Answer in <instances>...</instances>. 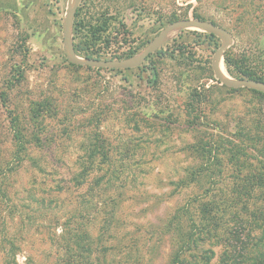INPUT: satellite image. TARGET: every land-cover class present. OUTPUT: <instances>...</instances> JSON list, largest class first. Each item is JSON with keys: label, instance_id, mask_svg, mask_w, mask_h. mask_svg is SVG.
Masks as SVG:
<instances>
[{"label": "rangeland", "instance_id": "374dc122", "mask_svg": "<svg viewBox=\"0 0 264 264\" xmlns=\"http://www.w3.org/2000/svg\"><path fill=\"white\" fill-rule=\"evenodd\" d=\"M67 2L0 0V264L7 263L3 254L10 258L17 250L18 264H52L57 257L52 236L71 215L82 216L87 232L97 237L101 214L97 197L88 192L90 180L79 188H56L78 171L94 136L111 145L109 156L129 164L113 230L103 243L105 264H166L170 246L157 239L159 227L185 198L171 182L200 164L191 147L207 141L223 144V238H230L235 221L243 233L250 229L251 241L264 236L263 224L262 229L251 224L264 191V96L216 80L210 63L219 39L195 29L173 31L136 69L76 67L62 47ZM193 9L231 34L226 52L233 63L264 72V0H84L71 27L73 46L89 39V28L103 20L105 30L88 53L93 59H125L140 53L167 24L195 19ZM221 70L237 79L223 59ZM38 104H49L41 123L50 144L43 153L29 154L40 160L39 167L25 160L21 168L7 111L29 127ZM231 147L239 152L231 154ZM249 175L254 176L249 183L242 182ZM247 188L251 196L240 198ZM131 247L138 250L132 258Z\"/></svg>", "mask_w": 264, "mask_h": 264}, {"label": "trees", "instance_id": "16d2710c", "mask_svg": "<svg viewBox=\"0 0 264 264\" xmlns=\"http://www.w3.org/2000/svg\"><path fill=\"white\" fill-rule=\"evenodd\" d=\"M189 7L191 5L188 4L183 15H186ZM173 16L174 14L171 17ZM193 17L206 21L197 13L196 9H193ZM105 25V21L102 20L98 26L89 28L90 38L81 39L79 44L74 46L75 52L86 58H92V54L88 53L90 45H93L92 43L97 38L100 39V33L105 30ZM75 26H79L76 29L81 30L83 25L79 23ZM204 35L215 39L212 35ZM223 62L227 73L233 78L264 82L263 71H253L251 68L243 67L236 62L233 63L228 52L224 53ZM253 92L264 96L262 93ZM2 95L1 102L4 106L7 97L5 94ZM48 107L49 104L47 106L38 104L37 108L32 110L31 120L34 123L29 127L22 124L17 113L11 110L7 111L8 117L11 118L9 128L13 152L17 165L21 168L25 160H29L33 167H39L40 160H36L34 156L30 157L29 154L35 150L37 151L35 154L43 153L47 150V144H50L47 143L45 136L47 129L41 123L44 113L50 111ZM92 139L93 141L86 148L88 157L78 161V171L72 174L70 183L61 179L64 182L60 181L62 185L59 183L56 188H79L85 184L86 179L90 180L88 185L91 190L88 192L91 197H97V213L101 214L97 237L93 239L87 232L82 216L79 219L72 215L65 218L63 222L57 224L59 234L56 235L54 232L52 236V242L55 243L57 252V257L52 264L106 263V248L103 243L111 236L113 230L112 223L115 218L117 198L121 195L120 181H123L122 175L128 169L129 164H125L123 159H114L109 156L110 154L107 152L111 149L109 143L97 136ZM191 148L202 160L197 166L187 168L177 181L171 182L176 193L185 192V198L181 204L175 206L166 215L159 227L157 239L159 241L167 239L170 246L166 264H264V236L260 238L255 236L251 241L250 229L243 233L244 226L240 221H235L228 232L230 238H223V174L220 169L223 168V144L215 140L198 143ZM233 149L231 147V154L235 153V150L236 153L239 152V149ZM240 151L245 153L246 148H241ZM249 176L242 179V182L249 183L250 178L254 177ZM96 190L98 191L96 192ZM109 191L111 192L109 193ZM112 193L115 194V197L111 196ZM251 193L247 188L244 194L240 193L239 195L240 198L250 197ZM260 199L262 206L258 213L253 214L251 221L252 226L257 229H262V224L264 227V191L260 192ZM233 201L237 204L239 200L235 196ZM108 208L110 209L107 210ZM234 217L237 219V216ZM226 241L227 243H225ZM17 251L12 252L10 258L3 254V263L18 264L15 261ZM134 252L138 253V250L131 247L127 254L132 258ZM137 258L139 261V257ZM8 260L10 261L8 262ZM139 262L141 263V261ZM135 263L137 261L130 264Z\"/></svg>", "mask_w": 264, "mask_h": 264}, {"label": "water", "instance_id": "95a60500", "mask_svg": "<svg viewBox=\"0 0 264 264\" xmlns=\"http://www.w3.org/2000/svg\"><path fill=\"white\" fill-rule=\"evenodd\" d=\"M80 0H68L65 16L62 20V47L66 60L73 66H83L93 69L131 70L140 67L151 54L155 53L166 42L173 31L195 29L219 39L220 46L211 57V70L216 80L230 89H247L264 94V82L257 80L232 79L221 70V61L226 50L232 44L231 34L224 28L211 22L199 19H183L167 24L160 33L150 41L137 55L125 59H93L77 56L71 37V27Z\"/></svg>", "mask_w": 264, "mask_h": 264}, {"label": "flooded vegetation", "instance_id": "af4514ba", "mask_svg": "<svg viewBox=\"0 0 264 264\" xmlns=\"http://www.w3.org/2000/svg\"><path fill=\"white\" fill-rule=\"evenodd\" d=\"M83 5H84V0H80V3L78 5L76 12H80V10H78V9L82 8ZM116 59H119V58H116Z\"/></svg>", "mask_w": 264, "mask_h": 264}]
</instances>
